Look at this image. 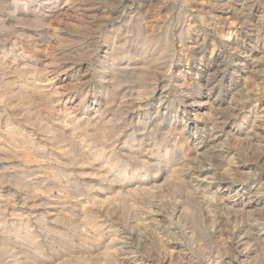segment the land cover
<instances>
[{"label": "clouds", "instance_id": "clouds-1", "mask_svg": "<svg viewBox=\"0 0 264 264\" xmlns=\"http://www.w3.org/2000/svg\"><path fill=\"white\" fill-rule=\"evenodd\" d=\"M0 264H264V0H0Z\"/></svg>", "mask_w": 264, "mask_h": 264}]
</instances>
